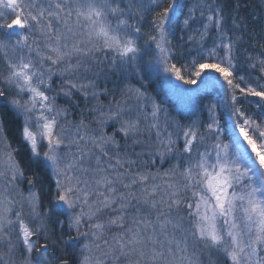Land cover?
I'll return each instance as SVG.
<instances>
[{
    "label": "snow or ice",
    "instance_id": "snow-or-ice-1",
    "mask_svg": "<svg viewBox=\"0 0 264 264\" xmlns=\"http://www.w3.org/2000/svg\"><path fill=\"white\" fill-rule=\"evenodd\" d=\"M0 264H264V0H0Z\"/></svg>",
    "mask_w": 264,
    "mask_h": 264
},
{
    "label": "trees",
    "instance_id": "trees-1",
    "mask_svg": "<svg viewBox=\"0 0 264 264\" xmlns=\"http://www.w3.org/2000/svg\"><path fill=\"white\" fill-rule=\"evenodd\" d=\"M149 92L157 96V99L163 100L169 109H174L178 104L181 103L179 98L168 93L166 86L161 82L152 83L149 87ZM204 103H207L206 99L204 100ZM8 127L10 132L9 138L13 139V142L15 143L14 137L17 134V129L15 121L11 117L8 118Z\"/></svg>",
    "mask_w": 264,
    "mask_h": 264
},
{
    "label": "rangeland",
    "instance_id": "rangeland-1",
    "mask_svg": "<svg viewBox=\"0 0 264 264\" xmlns=\"http://www.w3.org/2000/svg\"><path fill=\"white\" fill-rule=\"evenodd\" d=\"M111 87V85H109ZM152 94V93H151ZM168 107V106H167ZM171 110V109H170Z\"/></svg>",
    "mask_w": 264,
    "mask_h": 264
}]
</instances>
